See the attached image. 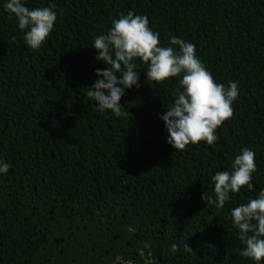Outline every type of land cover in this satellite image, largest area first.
I'll list each match as a JSON object with an SVG mask.
<instances>
[{
    "label": "trees",
    "instance_id": "1",
    "mask_svg": "<svg viewBox=\"0 0 264 264\" xmlns=\"http://www.w3.org/2000/svg\"><path fill=\"white\" fill-rule=\"evenodd\" d=\"M0 264H264V0H0Z\"/></svg>",
    "mask_w": 264,
    "mask_h": 264
}]
</instances>
